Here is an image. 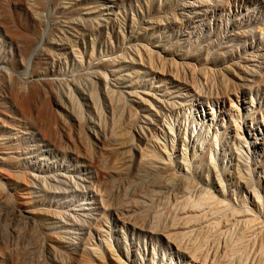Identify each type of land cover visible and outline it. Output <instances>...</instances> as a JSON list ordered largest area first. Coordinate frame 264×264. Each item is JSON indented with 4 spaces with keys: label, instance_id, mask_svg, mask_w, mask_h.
Here are the masks:
<instances>
[{
    "label": "rangeland",
    "instance_id": "1",
    "mask_svg": "<svg viewBox=\"0 0 264 264\" xmlns=\"http://www.w3.org/2000/svg\"><path fill=\"white\" fill-rule=\"evenodd\" d=\"M0 118V264H197L216 233L178 249L135 172L163 146L181 166L171 133L229 156L237 120L260 145L264 0H0Z\"/></svg>",
    "mask_w": 264,
    "mask_h": 264
},
{
    "label": "bare ground",
    "instance_id": "2",
    "mask_svg": "<svg viewBox=\"0 0 264 264\" xmlns=\"http://www.w3.org/2000/svg\"><path fill=\"white\" fill-rule=\"evenodd\" d=\"M144 52L148 53L149 49H145ZM132 53L142 60V52L136 47L130 54ZM44 60H47V58L44 57ZM92 64L101 65V63ZM112 64L113 60L108 63V66L111 67ZM105 72L106 71L99 72V74L93 77L104 79L105 85L112 88L114 85H109L108 75H106ZM230 115L234 116L233 114ZM212 116L211 121H214L216 116ZM0 120L2 123L5 121L1 118ZM221 123L225 126L224 119ZM209 127H211V125ZM225 127L229 136L233 138L232 143L227 148L230 153L229 156L225 153V144L220 143L222 146L221 149L224 150V152L222 151L224 154L220 151L212 153V148L210 146L199 147V145H197L195 147V143L193 142L194 139L192 138L188 140H177L176 142L171 133V147L172 150L178 148L177 151L182 160L181 166L176 164L175 159L172 158V153L168 152L166 146H163L164 151L161 150V153L160 150L153 152L141 151L138 164L141 170L137 171V167L135 172L136 179H140L141 181L142 179L148 178L147 182H149V185H147L148 188L146 191L149 194L148 204L151 208H156L159 215L165 216L166 214V216L172 217L173 230L171 231L175 232L177 235L174 240L178 242L176 245L178 249H182L180 239L182 237L184 239V236L194 231L199 232V230H202L203 232V230H211L216 233L214 239H211L212 241L215 240L214 243L216 245L210 242L214 244L213 246H215V248H208L209 251H205L207 252L205 256L198 255L199 251L197 255L196 252L192 253L190 251L192 255H190L189 258L195 263L264 264V253L262 251L264 247L262 249L259 248L262 247L261 241L259 243L256 240L257 237L254 238L258 233L257 227L260 225L254 226L253 221L256 216H254L255 212L251 207L252 200H259V203L263 200V195H260L259 192L261 191L260 176L264 175V128L261 130L260 127H257L258 133L255 136L260 140V145L258 146L257 142L252 144L250 142L248 143V139L252 138L254 135L252 133L254 129H251V126L242 130L241 123L235 120L233 127L228 126V124ZM170 130L174 132V126L171 127ZM209 131L210 128L207 127V133ZM215 131V137L220 141L221 134H218L217 129ZM164 133L167 135L166 132ZM34 135L36 134L32 131L31 136L25 138L27 139L26 141H29L28 139H31ZM223 136H225V133ZM151 137L153 136L151 135ZM214 144L217 145L219 143L215 142ZM197 147L199 154L196 157L195 154L197 151L195 149ZM25 148H28V144H25ZM190 150L193 152L191 156L188 155V151ZM256 157L261 158V160H259V158L256 160ZM225 160H227V166L225 165ZM229 165V168L232 167L231 169H233V172L227 174V170H230L227 168ZM150 177L156 178L153 181L151 179L149 180ZM238 194L242 196V202L240 201L242 203L241 205L234 204L231 201V198ZM248 196L249 198L250 196L253 197L249 202ZM237 203L239 202L237 201ZM260 204L262 205L263 202ZM259 218L261 217L259 216ZM256 219H258V217H256ZM256 222L254 223L257 224ZM262 228L261 230H264ZM207 231L205 234L209 232ZM198 232L196 235H198ZM202 232L200 233L201 235ZM213 232L210 233L213 234ZM202 236L203 239L207 237L206 235ZM188 237L190 236H187V238ZM193 237L194 236L191 237L190 242L194 240L192 239ZM194 238L200 239L199 236ZM262 244H264V242ZM197 245H199V243ZM189 246L191 247L192 245ZM194 246L192 247L194 248ZM204 248L206 247L204 246ZM183 250V252H186L185 248H183ZM187 250H189V247ZM200 250L202 252L203 249ZM187 255H189V253Z\"/></svg>",
    "mask_w": 264,
    "mask_h": 264
}]
</instances>
